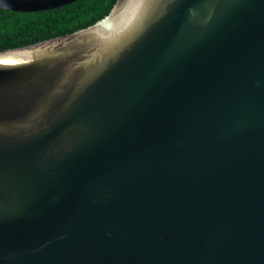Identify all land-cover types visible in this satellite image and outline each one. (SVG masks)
Returning a JSON list of instances; mask_svg holds the SVG:
<instances>
[{
    "label": "water",
    "instance_id": "95a60500",
    "mask_svg": "<svg viewBox=\"0 0 264 264\" xmlns=\"http://www.w3.org/2000/svg\"><path fill=\"white\" fill-rule=\"evenodd\" d=\"M0 61V264H264V0H117Z\"/></svg>",
    "mask_w": 264,
    "mask_h": 264
},
{
    "label": "trees",
    "instance_id": "16d2710c",
    "mask_svg": "<svg viewBox=\"0 0 264 264\" xmlns=\"http://www.w3.org/2000/svg\"><path fill=\"white\" fill-rule=\"evenodd\" d=\"M117 0H78L42 12L0 9V52L32 45L89 27L109 14Z\"/></svg>",
    "mask_w": 264,
    "mask_h": 264
},
{
    "label": "snow or ice",
    "instance_id": "6c2138e0",
    "mask_svg": "<svg viewBox=\"0 0 264 264\" xmlns=\"http://www.w3.org/2000/svg\"><path fill=\"white\" fill-rule=\"evenodd\" d=\"M0 63H4V61H0Z\"/></svg>",
    "mask_w": 264,
    "mask_h": 264
}]
</instances>
